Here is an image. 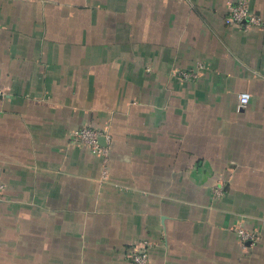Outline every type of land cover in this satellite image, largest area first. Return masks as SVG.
<instances>
[{"label": "crops", "instance_id": "obj_1", "mask_svg": "<svg viewBox=\"0 0 264 264\" xmlns=\"http://www.w3.org/2000/svg\"><path fill=\"white\" fill-rule=\"evenodd\" d=\"M233 1L0 0V264H264V27Z\"/></svg>", "mask_w": 264, "mask_h": 264}, {"label": "built area", "instance_id": "obj_2", "mask_svg": "<svg viewBox=\"0 0 264 264\" xmlns=\"http://www.w3.org/2000/svg\"><path fill=\"white\" fill-rule=\"evenodd\" d=\"M228 25H238L243 28H251L255 26L264 27V17L251 11L249 0H235L229 5V10L225 18ZM180 76L184 79H194L198 77V72L181 70ZM4 93L0 85V95ZM241 105H246L250 100V93L242 92L239 95ZM72 137L82 143L87 144L91 151L100 156L103 161L102 177L107 178L109 174V164L111 159V135L104 129H98L91 126H84L75 130ZM105 138V143L101 142L100 138ZM5 183L0 180V202L3 200ZM215 196H222L225 193V185L223 182L215 184L213 188ZM238 233L240 241L249 246L258 240L255 231L248 230L244 226L239 225ZM149 244L147 241L142 242L141 246L137 247L131 255L132 264H152L150 261Z\"/></svg>", "mask_w": 264, "mask_h": 264}, {"label": "water", "instance_id": "obj_3", "mask_svg": "<svg viewBox=\"0 0 264 264\" xmlns=\"http://www.w3.org/2000/svg\"><path fill=\"white\" fill-rule=\"evenodd\" d=\"M100 140H101V142H103V140H104L103 143H105V138L104 137H101Z\"/></svg>", "mask_w": 264, "mask_h": 264}, {"label": "rangeland", "instance_id": "obj_4", "mask_svg": "<svg viewBox=\"0 0 264 264\" xmlns=\"http://www.w3.org/2000/svg\"><path fill=\"white\" fill-rule=\"evenodd\" d=\"M254 231V230H253Z\"/></svg>", "mask_w": 264, "mask_h": 264}]
</instances>
